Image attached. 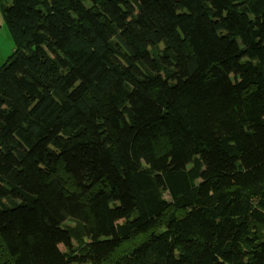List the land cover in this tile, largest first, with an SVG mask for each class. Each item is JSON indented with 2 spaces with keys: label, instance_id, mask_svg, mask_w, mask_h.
Instances as JSON below:
<instances>
[{
  "label": "trees",
  "instance_id": "obj_1",
  "mask_svg": "<svg viewBox=\"0 0 264 264\" xmlns=\"http://www.w3.org/2000/svg\"><path fill=\"white\" fill-rule=\"evenodd\" d=\"M0 8V264H264V0Z\"/></svg>",
  "mask_w": 264,
  "mask_h": 264
},
{
  "label": "rangeland",
  "instance_id": "obj_2",
  "mask_svg": "<svg viewBox=\"0 0 264 264\" xmlns=\"http://www.w3.org/2000/svg\"><path fill=\"white\" fill-rule=\"evenodd\" d=\"M0 44L4 46L0 48V66H2L7 60L8 56L13 52L14 43L10 35L9 29L5 23L2 25V30L0 31ZM163 45H161L162 47ZM64 175V174H62ZM128 243V242H127ZM129 244V243H128Z\"/></svg>",
  "mask_w": 264,
  "mask_h": 264
},
{
  "label": "crops",
  "instance_id": "obj_3",
  "mask_svg": "<svg viewBox=\"0 0 264 264\" xmlns=\"http://www.w3.org/2000/svg\"><path fill=\"white\" fill-rule=\"evenodd\" d=\"M3 23H5V20H4V16H3V13H2V11H1V8H0V31L2 30V25H3ZM4 46H2L1 44H0V48H3ZM12 49H14V48H12Z\"/></svg>",
  "mask_w": 264,
  "mask_h": 264
}]
</instances>
